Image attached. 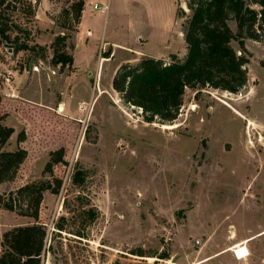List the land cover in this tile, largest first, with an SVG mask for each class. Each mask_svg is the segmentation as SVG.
<instances>
[{"label": "rangeland", "instance_id": "1", "mask_svg": "<svg viewBox=\"0 0 264 264\" xmlns=\"http://www.w3.org/2000/svg\"><path fill=\"white\" fill-rule=\"evenodd\" d=\"M51 1L42 19H22L24 30L13 33L26 47L0 45V114L15 130L6 149L28 151L0 194L43 180L50 152L61 147L67 163L55 175L63 184L44 193L37 220L0 205V237L43 224V264H264V39L245 40L248 82L238 93L186 88L172 124L150 123L113 89L111 75L142 58L183 60L190 0H111L106 23L99 10L87 12L83 28L99 40L86 69L89 37L56 25L70 3ZM59 34L73 57L80 46L82 71L51 63ZM239 243L249 251L243 259L233 251Z\"/></svg>", "mask_w": 264, "mask_h": 264}, {"label": "trees", "instance_id": "2", "mask_svg": "<svg viewBox=\"0 0 264 264\" xmlns=\"http://www.w3.org/2000/svg\"><path fill=\"white\" fill-rule=\"evenodd\" d=\"M66 1L70 5L63 9L61 21H53L75 31L81 23L85 1ZM40 3L41 0H0V45L17 43V50L26 47L19 44V37L13 33L24 30L22 19L36 17ZM188 6L192 15L184 26L188 52L183 60L175 54L170 60L142 58L122 63L114 75L113 89L125 103L141 109L147 122L172 124L183 105L186 88L211 87L238 93L248 82L245 40L264 39V0H190ZM231 20L237 23V32L230 27ZM67 38V34L56 36L53 65L63 68L74 62L73 55L62 49ZM233 41H238L240 50L233 47ZM4 120L5 115L0 114V184L12 181L28 157L23 147L6 149L15 130ZM25 140L26 133L22 131L18 142ZM63 163H67L65 148L51 151L44 169L46 177L0 194V205L37 220L44 193L60 192L63 176L55 175V167ZM47 238V228L41 223L7 230L0 237V264H43Z\"/></svg>", "mask_w": 264, "mask_h": 264}, {"label": "crops", "instance_id": "3", "mask_svg": "<svg viewBox=\"0 0 264 264\" xmlns=\"http://www.w3.org/2000/svg\"><path fill=\"white\" fill-rule=\"evenodd\" d=\"M51 0H41V3H40V5H39V7H38V9H37V12H36V15H37V18H40V19H42V13H44V12H47L49 9H50V7H51ZM95 3H98V4H101V3H103L104 5H102L101 4V6L102 7H105V6H107L108 7V11H107V13L106 14H103V13H101V12H99V13H101L103 16H104V18H105V23L108 21V19H109V17H110V10H111V0H92V1H90L89 3H88V0H85V7H84V10H83V15H82V20H81V23H80V25H79V33H78V37L80 36V34H82V33H86L85 35H86V37H89V45L85 48V50L86 51H92L93 53H92V55L89 57V59H91V62H90V60H89V62H88V60L86 61V67H85V69L86 68H88V67H90L91 65H92V58L94 57V54H95V48H96V44H97V42H98V40L99 39H97L98 37H99V35H95V33H94V31H92L91 29H89V28H83V25H84V22H85V19H86V13L87 12H89L90 13V15L93 13V11H96V9H94V7H93V4H95ZM88 5H89V7H88ZM88 8L90 9V10H88ZM51 25V24H50ZM47 26V27H51V26ZM94 36L96 37V39H94ZM138 37H139V39H141L142 37H141V34H139L138 35ZM183 37H184V34H183ZM100 38H103L104 39V34H102L101 35V37ZM185 39V38H184ZM187 45V44H186ZM79 47L80 46H78L77 45V47H76V51H75V54H74V57H75V59H74V65H75V67L77 68V70H81L82 71V69H79V67H77V65H76V60H77V51H78V49H79ZM187 52H188V49L186 48V51H185V53L187 54ZM169 54H171V53H169ZM176 55V54H175ZM168 56V55H167ZM166 56V57H167ZM166 57L165 56H163V57H159V58H164V59H166ZM82 60V59H81ZM138 60H140V59H138ZM138 60H134V61H130V62H136V61H138ZM122 64V63H121ZM121 64H119L118 65V67L121 65ZM118 67H117V69H118ZM84 69V70H85ZM117 69H115L116 71H117ZM114 70V72L112 73V75H111V81L113 82V78H114V75H115V73H116V71ZM95 78L96 79H98V76H95Z\"/></svg>", "mask_w": 264, "mask_h": 264}, {"label": "bare ground", "instance_id": "4", "mask_svg": "<svg viewBox=\"0 0 264 264\" xmlns=\"http://www.w3.org/2000/svg\"><path fill=\"white\" fill-rule=\"evenodd\" d=\"M250 124L252 125V123ZM233 251L238 259H243L249 254L248 248L244 245V243L235 244L233 247Z\"/></svg>", "mask_w": 264, "mask_h": 264}, {"label": "built area", "instance_id": "5", "mask_svg": "<svg viewBox=\"0 0 264 264\" xmlns=\"http://www.w3.org/2000/svg\"><path fill=\"white\" fill-rule=\"evenodd\" d=\"M93 7H94V9L99 10L103 14H106L107 11H108V7L107 6L102 7L98 3L93 4ZM33 70L36 71V72H38V71H40V67L38 65H35V66H33Z\"/></svg>", "mask_w": 264, "mask_h": 264}]
</instances>
